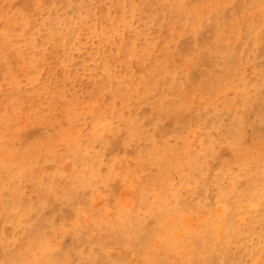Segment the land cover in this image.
Segmentation results:
<instances>
[{"label":"rangeland","instance_id":"1","mask_svg":"<svg viewBox=\"0 0 264 264\" xmlns=\"http://www.w3.org/2000/svg\"><path fill=\"white\" fill-rule=\"evenodd\" d=\"M0 264H264V0H0Z\"/></svg>","mask_w":264,"mask_h":264}]
</instances>
